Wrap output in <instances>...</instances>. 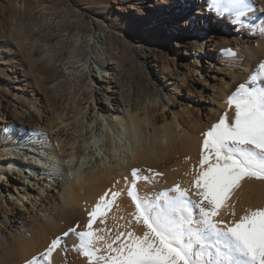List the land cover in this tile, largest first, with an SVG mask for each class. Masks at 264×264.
I'll return each mask as SVG.
<instances>
[{"label": "bare ground", "instance_id": "1", "mask_svg": "<svg viewBox=\"0 0 264 264\" xmlns=\"http://www.w3.org/2000/svg\"><path fill=\"white\" fill-rule=\"evenodd\" d=\"M123 1L129 12L105 22L96 15L91 22L69 19L47 32L35 30L31 65L18 58L11 69L0 67L8 71L6 86L16 109L11 118L0 112V264H25L69 228L79 224L83 230L87 221L82 223L81 216L86 218L106 192V199L121 192L113 203L121 226L114 217V232H108L114 239L126 232L133 209L120 206L129 198L125 177L131 180L133 168L144 172L165 162L168 149V168L179 165L183 177L177 180L171 171L163 182L158 177V185L141 190L155 194L178 184L193 199L190 185L199 169L202 133L231 111L227 96L264 61V31L252 27L264 25V0H250L253 10L245 26L211 12L207 0ZM127 28L132 36L153 35L134 46ZM170 45L177 47V67H156L160 71L150 75L141 69L142 60L136 63L141 57L156 65L152 50ZM222 49H232L235 56L226 57ZM192 58L199 67L192 73L197 77L188 79L184 69ZM188 80L214 86L208 100L194 98L203 120L193 121L189 130L182 116L191 113L193 100L177 101L183 93L172 87ZM80 88L88 91L85 102H80ZM2 100L0 94V107ZM158 109L170 118H160ZM233 200L239 213L264 208V180L242 179L225 204ZM66 259L81 261L73 250L52 254L53 264Z\"/></svg>", "mask_w": 264, "mask_h": 264}, {"label": "snow or ice", "instance_id": "2", "mask_svg": "<svg viewBox=\"0 0 264 264\" xmlns=\"http://www.w3.org/2000/svg\"><path fill=\"white\" fill-rule=\"evenodd\" d=\"M206 6L217 16H226L241 26L253 10L250 0H207ZM252 27L264 31V25ZM222 53L229 58L235 56L232 49H222ZM224 103L231 111H225L202 133L199 169L190 185L199 202L190 199L189 189L178 184L141 195L138 183L151 178L133 168L131 180L125 177V183L135 209L131 215L137 225L142 224V235L120 232L109 242L100 235L104 229L93 227L121 195L112 192L106 199V192L88 213L83 230H79V224L69 228L25 264H53L54 251L67 252L64 241L69 236L77 240L72 250L88 264H264V208L246 209L238 220L217 219L242 179L264 180V61ZM229 215L235 216L234 208ZM99 222L104 223V219ZM101 241L103 249L98 246Z\"/></svg>", "mask_w": 264, "mask_h": 264}, {"label": "rangeland", "instance_id": "3", "mask_svg": "<svg viewBox=\"0 0 264 264\" xmlns=\"http://www.w3.org/2000/svg\"><path fill=\"white\" fill-rule=\"evenodd\" d=\"M129 12V8L126 6V3L123 0H0V57L3 59L4 63H0V67H8L11 69V67H14L15 64L18 63V58H22V64H29L31 65V58L32 56H36V49L33 45V32L37 29L42 30L43 32L49 31L51 28L56 27L62 22H65L69 19H77V18H82L84 22H91L92 18L97 15L100 19H102L103 22L106 20L113 18V16L117 13L119 14H127ZM80 14V15H79ZM80 16V17H79ZM128 29V33L131 37H129L131 44L134 46H140L144 43V41H149V39L152 37V32H148L146 34L140 35V36H132L130 32H133L130 28ZM130 29V31H129ZM169 37H164L165 40H167ZM34 49L30 51L29 48L31 47ZM177 49L175 45H170V48L165 49L161 48L160 50H152V55L154 56L153 62L156 63V65H149L152 60H143L141 57H136L135 59L137 62L140 61V67L141 69L143 68L148 74L153 75L151 70L155 69V71H160L161 67H166L170 66V69L175 66L177 67V58H175V54L173 51ZM169 56V57H168ZM140 58V59H139ZM152 57L148 58L151 59ZM196 58H192L190 61V67H186L184 69V74L186 77L191 78V77H197L196 75L192 74L197 67H199V64L196 66L197 62H195ZM174 63V64H173ZM154 66V67H153ZM160 67V68H156ZM142 69V70H143ZM8 71H1L0 70V94L1 97L4 99L1 101V107H0V112H5L4 114L8 113V116L11 118V114L14 109V106H12V100H11V90L9 89L6 84L8 83L9 79L7 76ZM213 82H211L212 84ZM207 85L202 87L200 83L197 81H192L188 80L185 84L179 85H172V87L178 88L182 91L183 94L179 95L177 101H181L183 104L187 102V100L190 98L192 101V111L189 115H183L182 118L184 119L185 122V127L187 130L191 128V124L193 121L199 122V119L203 117L200 113L199 108L197 107L198 102L194 100L195 97L201 96L202 99L208 100L212 96L213 88L212 86ZM211 86V87H209ZM8 87V88H7ZM80 88V102H85L88 91L87 90H81ZM67 92V89L64 91V93ZM169 94V92L167 93ZM66 95V94H65ZM182 104H180L181 106ZM8 110V111H7ZM175 110L178 112H182L181 109H178V107H175ZM11 111V112H10ZM157 113L159 117L161 118L164 116L166 119L170 118V115H166L168 113L167 111L158 109ZM2 115V114H1ZM0 115V116H1ZM167 119V120H168ZM172 150L168 149L166 154L164 155L165 162L159 164L158 166L151 167L150 169L142 172V175L148 176L151 179L148 182L140 181L138 183V191L141 193V195L144 194H152V193H145L142 192V189L149 188V184H155L158 185V177H162V182L165 179V176L168 175L172 171L175 179L179 180L183 177L185 170L181 168L179 165H175L174 169L168 168V165L170 166V162L168 161ZM180 162L181 164H185L187 160L181 159ZM172 165V164H171ZM151 170V171H149ZM156 173H159L160 175H155ZM157 183H156V182ZM194 192V191H193ZM192 192V193H193ZM191 193V195H192ZM196 197L195 195H192V197ZM193 197V201L199 202V198L196 197V199ZM128 200V201H127ZM124 201V200H123ZM126 201V203H125ZM124 202L120 203V206L124 207L126 206L127 208L130 207L129 209L132 210L130 213L134 212V205L132 204L130 198L125 199ZM129 202V203H128ZM230 202V201H229ZM227 202V208L220 211V216L217 217L219 220H224V221H232V220H238L241 215H243L242 210L239 213V207L235 200L231 201L230 203ZM235 202V203H234ZM124 204V205H123ZM113 208L111 207L110 210L111 212L108 211L102 219H104V223H100L101 217H98L96 222L94 223L93 227L97 228L96 229H104L100 235L104 236L105 240L111 241L113 240L114 236L113 234H110L108 232V229L110 228L112 232V225H114L115 220L116 224L119 222L118 225L121 226V220L117 219L116 216L119 214L117 213L116 204L112 205ZM125 207V208H126ZM133 207V208H132ZM234 208L235 211V216L229 215L230 211H232ZM90 212V211H88ZM198 212V210H197ZM244 212V211H243ZM87 213V212H86ZM110 213V214H109ZM226 213V214H224ZM245 213V212H244ZM118 214V215H116ZM224 214V215H223ZM86 218L83 214L81 216L80 221L82 223L85 221H88V213L86 214ZM132 216V215H131ZM111 218L112 221H109ZM115 217V220H114ZM86 219V220H85ZM108 219V224L106 220ZM114 220V221H113ZM98 221V222H97ZM113 224H112V223ZM132 227L128 229L127 231H134L136 230V234L142 235L144 228L142 230V224L141 227L140 225H137L136 221L132 217ZM87 223V222H86ZM135 223V224H134ZM83 225V224H82ZM100 225V226H99ZM108 225V226H107ZM134 225V226H133ZM137 225V226H136ZM135 229H134V228ZM140 227V228H139ZM220 227H223V225H220ZM139 228V230H138ZM109 229V231H110ZM123 229V228H122ZM107 232H106V231ZM141 230V231H140ZM126 231V232H127ZM107 234H106V233ZM111 232V233H112ZM105 233V234H104ZM110 235H109V234ZM118 233V232H117ZM120 233V232H119ZM118 233V234H119ZM115 233V237H116ZM74 240V241H72ZM68 243L70 245H68ZM77 243V240L75 239L74 236H71V239L69 242L65 241V244L67 246V252L70 253L72 252V246ZM101 249L104 247V242L101 241L98 245ZM80 264H88V261L86 258L80 256ZM67 260V259H66ZM66 264H71L69 260L65 262Z\"/></svg>", "mask_w": 264, "mask_h": 264}]
</instances>
